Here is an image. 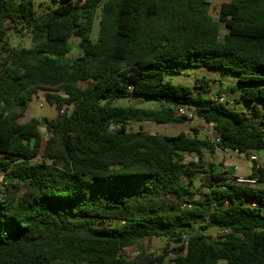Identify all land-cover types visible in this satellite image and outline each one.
<instances>
[{"label":"trees","instance_id":"trees-1","mask_svg":"<svg viewBox=\"0 0 264 264\" xmlns=\"http://www.w3.org/2000/svg\"><path fill=\"white\" fill-rule=\"evenodd\" d=\"M51 1L0 0V264H264V166L253 163L251 186L204 162L219 150L264 157V116L234 108L264 102V0L224 2L216 20L210 0ZM14 29L30 48L11 46ZM73 37L83 55L68 59ZM186 67L223 70L216 95L235 104L206 78L174 84ZM39 93L56 116L21 122ZM131 96L161 105H114ZM180 107L220 141L129 128L185 124ZM154 238L169 243L160 255L121 256Z\"/></svg>","mask_w":264,"mask_h":264},{"label":"rangeland","instance_id":"rangeland-1","mask_svg":"<svg viewBox=\"0 0 264 264\" xmlns=\"http://www.w3.org/2000/svg\"><path fill=\"white\" fill-rule=\"evenodd\" d=\"M231 0H210L209 6V14L213 19L219 18L220 7L222 3L229 2ZM38 6L42 3V6L38 7L39 10H47L49 7H53L54 3L51 0H37ZM99 22L96 21L94 25V29L92 32V40L97 41L99 36ZM223 32L225 31V27L222 26ZM10 44L12 47H26L30 48L32 46L31 36L28 32L18 33L15 29L9 31ZM72 51L68 55V59H75L83 55V50L80 47V38L73 37L71 39ZM225 72L221 69H213L206 67H186L183 69L181 73L171 74L170 80L176 85H189L192 86L195 82L196 78H206L211 81V92L210 94L216 95L220 89L223 87L220 85V81L224 78ZM91 82L81 83L82 87H86ZM44 93H39L37 97L30 103V108L28 111V115L21 120V122L25 123L29 121L31 118H39L43 120L44 118H52L56 116L57 109L55 106L48 104L44 100ZM115 106H139L143 108L156 109L159 108L161 103L152 98H146L143 96H131L128 98H118L114 102ZM234 108L246 114L253 121L260 120L264 116V102H244L239 101L235 104ZM189 119L185 124L179 125H168V124H156L152 122H132L130 123L129 128L132 131L143 130L150 134H157L160 136H176L180 133H186L188 135L193 136L194 130L200 132L201 138L208 139L213 141V136L215 131L206 126L205 122L201 121L193 111H190L188 115H186ZM41 131L44 136L48 137V130L44 124L41 125ZM261 154H264L262 152ZM260 164L264 166V157L259 156ZM232 160L237 161L238 171L237 173L245 174L250 169V157L244 156L239 157L233 151H230L229 154L224 153L219 150V153L216 154H205L204 162L207 165H214V169L216 171H227L226 167L231 169L234 168L232 166ZM198 162V158L194 155H187V162ZM233 170V169H232ZM202 176V175H201ZM206 179V178H205ZM206 181V180H205ZM6 179L0 173V185L4 184ZM213 237H217L219 232L216 228H212L209 231ZM168 241L166 239L154 238L151 241L143 240L140 242L139 246L131 247L128 249L131 255H136V253L140 250L146 251L149 254L160 255L163 250L167 247ZM174 244H171L173 246ZM171 249V248H170ZM172 257V255H171ZM219 264H228L226 261H220Z\"/></svg>","mask_w":264,"mask_h":264},{"label":"built area","instance_id":"built-area-1","mask_svg":"<svg viewBox=\"0 0 264 264\" xmlns=\"http://www.w3.org/2000/svg\"><path fill=\"white\" fill-rule=\"evenodd\" d=\"M216 101L220 102V103H229V105H234L235 101L233 99L230 98V95H228V93L225 91L219 95H216L214 98ZM192 111L190 110L188 107H180L177 110V114L178 115H188V113ZM199 118V117H198ZM200 119V118H199ZM203 121V120H201ZM205 122V121H203ZM206 126L213 129L214 130V124L213 123H207L205 122ZM220 141V139L218 138V136L214 133L213 136V142L218 143ZM226 154H229V150L223 151ZM236 155L240 156L243 155L241 154L238 150L233 151ZM250 161L252 163H260V159L258 158V156L256 154H250ZM236 182L238 184H246V185H251V186H256L259 184V178L258 177H254L252 175H248V176H237ZM1 187V186H0ZM250 206L256 207L257 204H255L254 202H250ZM228 231H223L222 233H227ZM131 247H127L124 248V250L121 252V256L125 259L128 260H133L135 257H137L139 254H141V250L139 249V251L136 253V255H131L128 251V249Z\"/></svg>","mask_w":264,"mask_h":264},{"label":"crops","instance_id":"crops-1","mask_svg":"<svg viewBox=\"0 0 264 264\" xmlns=\"http://www.w3.org/2000/svg\"><path fill=\"white\" fill-rule=\"evenodd\" d=\"M229 83V81H225V85L223 86L224 88L227 86V85H229L228 84ZM217 153H219V151L217 152ZM239 157H244V155H240ZM258 158H259V156H258ZM260 158H261V156H260ZM232 162V166H234V168H231V169H229V168H227L226 167V169H227V171H225V172H227L230 176H248V175H251V173H252V166H253V163L250 161L249 162V164H250V169H249V171L248 172H246L245 174H241V173H237V171H238V167H237V161H235V160H232L231 161ZM263 166V165H262ZM233 169V170H232Z\"/></svg>","mask_w":264,"mask_h":264}]
</instances>
